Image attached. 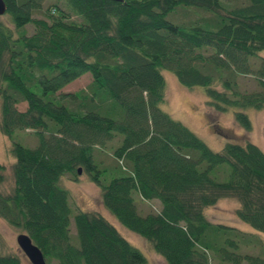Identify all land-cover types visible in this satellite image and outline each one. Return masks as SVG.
Returning a JSON list of instances; mask_svg holds the SVG:
<instances>
[{
  "label": "trees",
  "instance_id": "1",
  "mask_svg": "<svg viewBox=\"0 0 264 264\" xmlns=\"http://www.w3.org/2000/svg\"><path fill=\"white\" fill-rule=\"evenodd\" d=\"M4 1L0 130L15 161L0 216L29 235L47 264L147 262L101 214L72 211L60 180L79 168L100 186L104 207L167 264H264L258 234L204 214L235 198L237 217L264 233V151L231 139L213 151L161 109L169 70L183 86L203 87L216 111L236 109L250 129L242 109L264 106V58L252 60L264 50V0H54L45 9L42 0ZM85 73V89L61 92ZM244 75L259 90H240ZM208 127L226 135L214 118ZM18 131H31L36 146L16 141ZM111 142L113 162L100 167L95 149ZM134 194L159 208L139 214ZM0 264L21 261L0 254Z\"/></svg>",
  "mask_w": 264,
  "mask_h": 264
},
{
  "label": "rangeland",
  "instance_id": "2",
  "mask_svg": "<svg viewBox=\"0 0 264 264\" xmlns=\"http://www.w3.org/2000/svg\"><path fill=\"white\" fill-rule=\"evenodd\" d=\"M54 0H42L43 9ZM63 4V2H57ZM35 16L41 17L42 14L36 13ZM172 20V16H168ZM191 19L196 18L194 15ZM5 20L4 15L0 16ZM183 19V18H182ZM28 33L34 31L31 25L26 26ZM256 58V59H255ZM255 58H252L254 64H258L259 59L264 58V50L260 51ZM252 62V61H251ZM254 65V66H256ZM165 80V102L161 104V109L169 114L175 120L180 121L197 135L210 149L220 151L227 139L235 140L244 144L247 140L256 144L264 151V106L262 108H244L243 112L247 114L251 121L249 130L235 120L234 113L236 109L230 108L224 111H216L206 98L205 90L201 86L192 88L183 86L176 76L169 70H162ZM92 81L90 73H85L79 78L73 80L61 89V92H76L85 89ZM237 82L242 91H257L259 86L256 80L251 76H238ZM19 110H25L26 103L17 104ZM1 118V113H0ZM214 118L219 127L225 131L222 135L209 130L208 122ZM15 140L28 147H34L37 144V138L31 131L16 132ZM114 143H108L105 148H97L94 152V159L100 167L113 162L111 148ZM12 142L10 138L2 134L0 130V164L4 170L3 180L0 182V193L10 194L14 187V178L12 166L15 161L11 153ZM61 186L69 192V204L75 213L78 210L87 212H97L106 218L118 232L134 247L138 248L145 256L146 264H167L152 247L151 243L144 237L124 227L117 218L107 210L101 200V188L90 177L87 172L81 169L76 178L66 174L60 180ZM135 202L139 214L145 215L151 210H157L160 206L159 201H143L137 194H134ZM239 207V201L235 198L226 197L219 199L216 204L204 209L206 218L213 223H222L234 226L244 232L258 234L264 242V233L256 231L249 224L240 220L236 215V209ZM71 214L70 230L73 235L76 234L73 215ZM23 232L21 229L10 225L3 217L0 216V254L17 256L21 264H31L24 253L20 250L16 242V236ZM247 252L258 254V247L245 248Z\"/></svg>",
  "mask_w": 264,
  "mask_h": 264
},
{
  "label": "water",
  "instance_id": "3",
  "mask_svg": "<svg viewBox=\"0 0 264 264\" xmlns=\"http://www.w3.org/2000/svg\"><path fill=\"white\" fill-rule=\"evenodd\" d=\"M7 6L4 0H0V16L4 15ZM81 168L78 169V173ZM16 242L20 250L24 253L31 264H47L41 250L32 242L29 235L25 232H20L16 236Z\"/></svg>",
  "mask_w": 264,
  "mask_h": 264
}]
</instances>
